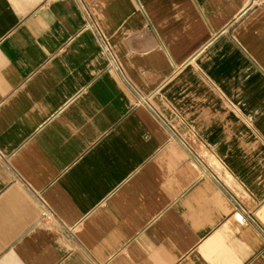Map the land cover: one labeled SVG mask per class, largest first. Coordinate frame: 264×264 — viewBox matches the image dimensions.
<instances>
[{"label": "crops", "instance_id": "crops-1", "mask_svg": "<svg viewBox=\"0 0 264 264\" xmlns=\"http://www.w3.org/2000/svg\"><path fill=\"white\" fill-rule=\"evenodd\" d=\"M0 264H264V0H0Z\"/></svg>", "mask_w": 264, "mask_h": 264}]
</instances>
